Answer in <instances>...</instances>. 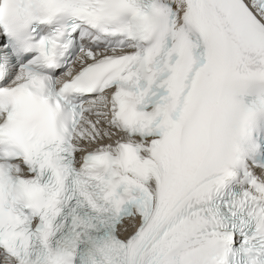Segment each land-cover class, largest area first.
<instances>
[{"label":"snow or ice","instance_id":"6c2138e0","mask_svg":"<svg viewBox=\"0 0 264 264\" xmlns=\"http://www.w3.org/2000/svg\"><path fill=\"white\" fill-rule=\"evenodd\" d=\"M0 264H264V0H0Z\"/></svg>","mask_w":264,"mask_h":264}]
</instances>
